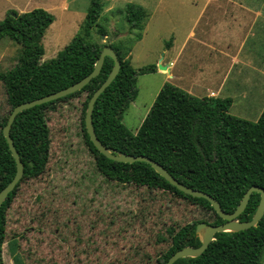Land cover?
<instances>
[{"label":"trees","instance_id":"obj_1","mask_svg":"<svg viewBox=\"0 0 264 264\" xmlns=\"http://www.w3.org/2000/svg\"><path fill=\"white\" fill-rule=\"evenodd\" d=\"M104 4L91 0L80 30L56 55L44 60L43 39L54 16L43 7L19 12L7 11L0 20V42L9 38L21 46L18 62L6 71L0 70V81L7 93L9 112L0 119V191L14 177L17 167L9 149L3 127L11 110L18 104L65 88L89 74L105 45H111L121 61L120 71L95 102L93 125L102 143L120 152L143 154L161 163L184 184L214 196L226 212H232L252 185L264 187V110L252 121L230 113V97H197L170 82L164 83L140 127L134 133L122 122V114L138 93V73L156 71V64L137 70L130 57V45L98 42L94 34L108 36L106 25L99 22ZM146 12L133 3L126 6V17L132 26L143 29ZM139 34L137 38L139 39ZM114 60L106 56L100 73L81 90L59 99L35 105L18 113L11 127V137L25 165L24 175L0 209V264L7 234V213L22 182L41 176L50 159V128L47 111L55 104L86 93L82 105V126L98 170L117 182L151 189H163L187 199L206 211L210 220L189 222L167 228L168 248L159 255L158 264H166L178 249L199 246L196 231L199 222L213 224L224 219L204 197L182 192L145 161H116L102 154L92 143L85 126L88 101L111 72ZM261 194L253 192L241 220H250L260 202ZM16 251L17 239L8 241ZM264 250V215L257 225L240 231L217 232L215 239L197 257H184L173 264H260ZM16 264H21L15 258Z\"/></svg>","mask_w":264,"mask_h":264},{"label":"rangeland","instance_id":"obj_2","mask_svg":"<svg viewBox=\"0 0 264 264\" xmlns=\"http://www.w3.org/2000/svg\"><path fill=\"white\" fill-rule=\"evenodd\" d=\"M7 1L22 3L21 0ZM36 1L44 0L28 3ZM50 1L53 0H47ZM100 1L104 10L99 22L106 25L109 34L104 40L95 33L94 40L129 45L138 40L135 39L140 34L138 31L143 33L142 40L133 45L130 56L137 70L155 64L169 40L170 29L178 26L177 14L190 15V10L195 8L185 4L189 0ZM66 2L65 10L58 6L51 12L55 22L43 39L44 60L54 57L80 30L91 0ZM128 3L146 9L143 29L128 21ZM257 31L256 26L254 34ZM253 42L252 48L261 51L263 58L264 29ZM20 51L18 43L2 39L0 70L12 68L18 62ZM148 77V73H138L137 96L122 114L123 124L134 133L157 96L155 87L150 88ZM85 98L86 93H83L47 111L50 159L41 176L22 182L8 210L7 238L2 248L5 264H16L15 258H19L21 264H158L159 255L169 246V238L159 241L158 238L167 237L168 227L178 228L208 218L198 205L170 191L123 184L104 176L86 144L82 126ZM9 109L5 86L0 81V119ZM263 110L264 88L259 93L233 96L230 107L231 114L252 121H256ZM13 238L17 239L15 252L8 243ZM260 264H264V250Z\"/></svg>","mask_w":264,"mask_h":264},{"label":"crops","instance_id":"obj_3","mask_svg":"<svg viewBox=\"0 0 264 264\" xmlns=\"http://www.w3.org/2000/svg\"><path fill=\"white\" fill-rule=\"evenodd\" d=\"M21 1L9 4L7 0H0V20L9 9L24 12L43 7L54 12L58 6L60 10L67 6L66 0L34 4L28 3L29 0ZM185 4L195 8L190 10V15L177 14L178 26L170 29L169 40L161 49L162 56L155 62L165 68L157 66L156 71L148 73V83L151 89L155 87V95L166 82L197 97L233 99L245 92L247 95L262 92L264 57L252 44L264 29V0H189ZM256 26L259 31L254 34ZM138 32L141 37L135 39L141 41L143 33ZM138 40L129 44L130 56Z\"/></svg>","mask_w":264,"mask_h":264},{"label":"water","instance_id":"obj_4","mask_svg":"<svg viewBox=\"0 0 264 264\" xmlns=\"http://www.w3.org/2000/svg\"><path fill=\"white\" fill-rule=\"evenodd\" d=\"M102 38L105 40L107 36L103 34ZM106 56H110L113 58L114 60L113 68L111 72L109 73V75L107 76V78L94 91V93L90 97L88 101L87 109H86V114H85V126H86L87 132L94 146L102 154L116 161H122V162H128V163H133L135 161H145V162L150 163L160 175H162L165 179H167L171 184L176 186L182 192L187 193L192 196H196V197H204L208 201H210L212 207L224 219V222L218 223V224H213V223L208 224L206 222H199L196 226V231L201 237V244L199 246L187 245V246H184L176 250L169 257L166 264H173L176 260L180 258L197 257L201 255L205 251V249L209 246V244L215 239V234L217 232L240 231V230L247 229L249 227L257 225V223L260 221V219L264 215V187L259 186V185H252L246 190V192L244 193L236 209L232 212H226L222 209L220 202L214 196H212L211 194L205 191L192 188L184 184L183 182L179 181L161 163L152 159L151 157H148L143 154L134 155L130 153L120 152L102 143V141L98 138L96 131L94 129V125H93L94 106L100 94L106 89L107 86L110 85V83L113 81V79L116 77V75L120 71V67H121V61H120L117 51L109 44L103 47L102 52L95 64L94 69L89 74L84 76L82 79L58 91H54L52 93H49L47 95H44V96H41V97H38L32 100L24 101L16 105L11 110L8 120L3 127V134L6 137V140L9 145V149L15 159L17 170L12 180L5 187H3L2 190L0 191V209H1L2 203L7 198L8 194L12 190L15 189L17 183L23 177L24 171H25V165L19 155L18 150L15 147L14 140L10 134L12 124L14 120L16 119L18 113H20L21 111L25 109L33 107L35 105H40L42 103L53 101L61 97L67 96L71 93H74L78 90H81L86 84H88L91 81L93 77L97 76L100 73ZM159 68L164 69L165 65L160 64ZM253 192H259L261 194L260 202L257 206V209L253 217L250 220H241L239 219V215L245 210L250 200L251 194Z\"/></svg>","mask_w":264,"mask_h":264}]
</instances>
